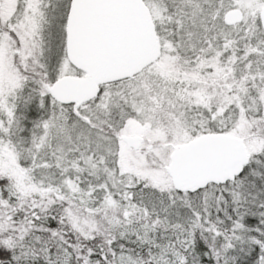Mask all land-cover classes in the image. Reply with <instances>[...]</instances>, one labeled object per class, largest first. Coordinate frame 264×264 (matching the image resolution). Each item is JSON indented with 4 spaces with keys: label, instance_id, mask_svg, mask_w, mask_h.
<instances>
[{
    "label": "snow or ice",
    "instance_id": "snow-or-ice-1",
    "mask_svg": "<svg viewBox=\"0 0 264 264\" xmlns=\"http://www.w3.org/2000/svg\"><path fill=\"white\" fill-rule=\"evenodd\" d=\"M0 264H264V0H0Z\"/></svg>",
    "mask_w": 264,
    "mask_h": 264
}]
</instances>
